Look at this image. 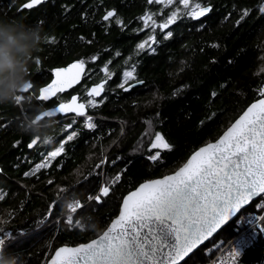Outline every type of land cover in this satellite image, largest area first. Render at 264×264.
<instances>
[{
    "label": "trees",
    "instance_id": "trees-1",
    "mask_svg": "<svg viewBox=\"0 0 264 264\" xmlns=\"http://www.w3.org/2000/svg\"><path fill=\"white\" fill-rule=\"evenodd\" d=\"M262 1L206 0L212 4L206 17L178 20L170 27L173 36L168 40H163V33L157 29L160 43L152 46L155 51L145 49L137 54L136 44L151 32L135 33L129 19L136 21L150 8L157 12L147 0H45L22 11L19 9L25 0H0V20L9 26L8 31L21 47L31 43L30 26L40 31L42 40L32 54L27 75L35 85L51 75L53 67L75 59H84L95 71L111 60L109 70L116 75L128 64H135L136 79L142 81L130 91H119L120 95L108 93L106 101L88 112L95 115V129L84 128V119H78L81 129L74 128L77 139L68 146L75 142L79 146L71 159L67 153L62 154L70 161L56 173L59 180L51 185L46 182L48 176L36 179L24 175L34 155L29 154V160L24 157L31 152L26 141L32 135L21 129L39 110L37 101L24 98L18 102L16 95L15 103L0 105V188L7 194L0 207L3 212L15 213V227L11 226L15 230L9 232L13 238L0 254V264H46L58 246H75L97 237L117 215L128 191L144 180L175 171L200 146L217 140L261 97L258 89L264 86V14L258 9ZM109 7L125 18L129 26L126 30L118 29L116 23L107 29L101 18ZM169 10L171 6L164 9L165 16ZM242 10L249 13L243 19ZM162 18L156 16L158 22ZM139 28L143 24L139 23ZM93 56L98 59L92 61ZM98 73L103 76L101 71ZM65 125L61 121L54 126L55 133L60 131L59 140L65 138ZM150 126L153 130L148 137ZM155 132L164 135L172 147L152 161L149 156L155 150L150 144L146 148V144ZM144 134L148 138L145 146ZM102 159H107L105 165L100 163ZM108 160H115L114 165L110 166ZM97 165L99 169L94 170ZM105 169L121 172V181L113 184L100 202L91 200L89 197L100 195V187L106 182L102 177ZM74 199L83 207L77 208L69 224L68 201ZM257 202L254 200L241 213L255 211ZM38 218L51 221L52 227L38 226ZM237 218L202 245L189 264H207L217 246L241 229L236 225L241 217ZM218 238L221 241L216 244ZM240 261L264 264V232H258Z\"/></svg>",
    "mask_w": 264,
    "mask_h": 264
},
{
    "label": "snow or ice",
    "instance_id": "snow-or-ice-1",
    "mask_svg": "<svg viewBox=\"0 0 264 264\" xmlns=\"http://www.w3.org/2000/svg\"><path fill=\"white\" fill-rule=\"evenodd\" d=\"M147 2L171 6L172 10L165 16L161 9L159 15L163 18L160 22L157 21L158 13L155 12L145 13L141 17L143 28L140 31L149 29L151 34L136 45L137 54L146 48L155 51L152 46L160 43L156 35L157 29L163 33L162 39L168 40L173 36L169 29L178 20L183 17L199 20L212 11L206 0ZM42 3L43 0H25L19 10L32 9ZM178 5H182V8ZM258 10L264 14V5ZM248 14V10H242L241 18ZM110 18H115L117 25L123 24L114 10L103 16L105 21ZM116 55L119 56L120 53L117 52ZM97 59V56L91 57L92 61ZM111 63L109 60L103 66L104 79L93 83L91 87L85 86L86 95L73 94L68 99L62 98L60 94L80 84L88 75L85 70L86 61L78 59L67 67L52 69L53 78L39 88L35 99L49 102L55 98L58 103L42 112L38 119L56 114H74L73 119L65 125V138L58 146L43 154L41 161L35 164L31 172H25V176L35 175L50 167L53 161L62 156L67 143L78 135L74 130L77 118H84V128H96L94 117L88 115V111L103 103L106 85L115 75L109 70ZM125 63L128 64V61ZM135 74V64H128L122 71V82L117 87L128 91L133 87L130 81L142 83L136 79ZM32 88L33 84L27 82L22 91ZM258 91L261 98L249 105L215 142H209L194 151L171 174L146 180L134 190L128 191L122 197L118 215L102 233L87 243L56 248L50 264H189L200 251L198 246L201 242L216 233L237 213H241L254 199L259 198L260 202L255 207L264 212V86ZM97 98L101 99L98 101ZM22 99L23 97H18V102ZM39 142L40 138H33L27 146L34 148ZM150 147L155 153L149 159L157 161L162 152L170 150L172 146L164 135L156 132L154 140L150 141ZM100 163H105V160L102 159ZM121 176L122 173H117L100 187V195L89 199L100 202L102 197L109 195L112 185L118 183ZM60 191L66 192L68 189ZM0 199H3L2 194ZM78 205L79 202L74 200L68 208L76 211ZM54 206L55 202L50 205L49 215ZM79 207L82 208L83 205ZM68 220L71 223V215ZM258 221L264 225V215H260ZM260 230L264 232V227ZM12 238L11 233L0 230V254ZM240 255L239 247H234L228 254L229 264H235Z\"/></svg>",
    "mask_w": 264,
    "mask_h": 264
},
{
    "label": "flooded vegetation",
    "instance_id": "flooded-vegetation-1",
    "mask_svg": "<svg viewBox=\"0 0 264 264\" xmlns=\"http://www.w3.org/2000/svg\"><path fill=\"white\" fill-rule=\"evenodd\" d=\"M152 5V7H154V9H158L157 10V12H155V13H158V15L157 16H159V11L161 10V9H165L166 8V6H163V5H161V4H158V3H152L151 4ZM212 5V4H211ZM110 10H114L115 11V13H116V16L117 17H119L122 21H123V24L122 25H117L116 24V26L118 27V29H120L121 30V28L124 30H126V27H129V26H127L126 25V23L124 22V20H125V18L123 17V16H120V14H118L117 13V11H116V9L115 8H108V9H106L103 13H102V18H101V20H102V22H104L105 23V26H107V29H109L112 25H113V23H115V18H110L108 21H105V20H103V16L108 12V11H110ZM149 12H152L151 11V8H150V10H149ZM191 19V18H190ZM130 21H129V23L131 24V30H133V31H135V33H137V32H142V31H140V28H139V19L137 20V18H136V21L134 20V19H129ZM192 20V19H191ZM141 26V25H140ZM139 28V29H138ZM138 29V30H137ZM110 30V29H109ZM109 30L106 32V34L107 33H109ZM157 35V34H156ZM157 37H158V35H157ZM140 42V41H139ZM137 44H139V43H137ZM136 44V45H137ZM73 61H76V59L75 60H73ZM73 61H70V62H73ZM69 62V63H70ZM69 63H67V64H65V65H63V66H66V65H68ZM57 67H62V66H57ZM53 68H56V67H53ZM52 68V69H53ZM102 69H103V67L102 68H100L98 71H95V69L93 68V69H91L90 68V66H87V64H86V72L88 73V75L87 76H85L82 80H81V83L80 84H77V85H75L73 88H71V89H68L65 93H63V94H60L61 95V97L62 98H64V99H68V98H70V96L71 95H73V94H80L81 96H84V95H86V93H85V91H84V89H85V86H88V87H91L92 86V84L93 83H98L101 79H104V77H105V74H104V72L102 71ZM99 71H101L102 73H103V76L102 75H100L98 72ZM123 71V70H122ZM50 74L51 75H48L47 77H46V79L42 82V83H40V84H38V85H35V83L31 80V78L30 77H28L27 78V82H31L32 84H33V88L31 89V90H29V91H21L20 93H19V95L21 96V97H23V99H22V101L24 100V98H26V100H28V99H30V98H33V100H35V101H37V103H38V107H39V110L38 111H36L35 112V114L32 116V118H31V121H30V123L28 124V126L29 127H32L33 129H34V131H35V137L34 136H31L27 141H26V145H28V143L31 141V139H33V138H40V142L38 143V145L36 146V147H34V148H29L28 146H26V148L28 149V150H30L31 152H28V154H26V156H24L27 160H29V159H31L32 158V155H34L33 156V158L31 159V163H30V167H29V169L26 171L25 170V172H31L33 169H34V166H35V164L36 163H39L40 161H41V157L43 156V154H45L47 151H50V150H52L54 147H56V146H58V143L62 140V139H60L59 140V137H60V131L58 132V133H55L54 131H53V129L55 128L54 126H56V124L57 123H60L61 121H65V123L67 124V123H69V122H71V120L73 119V115L74 114H69V115H66V116H62V115H57V116H51V117H45V118H42V119H39V121L38 122H36V119H38V116L42 113V112H44V111H47V110H49L51 107H54V106H56V104L58 103V101L55 99V98H52V100H50L49 102H42V101H38L37 99H35V97L39 94V88L40 87H42L44 84H46V83H48V82H50V80L53 78V76H52V70L50 69ZM92 75V78L90 79L89 77ZM50 76V77H49ZM49 77V78H48ZM121 77H122V72H121V74H115L114 76H113V78L111 79V81H108V84L106 85V91L103 93V102L104 101H106L107 99H108V93H111V94H119L120 95V93H119V91H121L122 93H124L123 92V90L122 89H120V88H118L117 87V84H119L120 82H122V79H121ZM89 78V79H88ZM85 80H87V81H89V84L88 83H86L85 82ZM115 81V86L113 85L114 83H111L112 81ZM113 81V82H114ZM135 81H132V82H130V83H134ZM137 86V85H136ZM126 87H127V85H126ZM135 86H133L132 88H134ZM132 88H130L128 91H130ZM18 97V96H17ZM101 98H97V100L99 101ZM93 109H89V111L88 112H90V111H92ZM91 116H93L94 117V122L96 123V120H95V115L94 114H92ZM78 119H83V118H77V121H78ZM81 126H82V124L81 125H78V122H77V124L76 125H74V128L75 129H78V128H80L81 129ZM46 128H49L48 130H50L51 132H48V130H45ZM40 129H42L43 130V132H41V133H39V130ZM45 130V131H44ZM91 130H93V129H91ZM80 136H81V134H80ZM76 139H77V137L76 138H74V141H76ZM45 140H47L48 142L47 143H45L44 141ZM81 140H79V142H80ZM72 142V141H71ZM71 142H68L67 143V145H66V149H65V152L64 153H67L68 155H69V159H71V154L73 155V150H75L76 149V147L77 146H79L78 145V143L77 142H75L74 144H71V145H69L68 146V144H70ZM71 150H72V152H71ZM63 153V154H64ZM29 154H32V155H29ZM75 155H76V153H75ZM30 157V158H29ZM75 157V156H74ZM37 158V159H36ZM119 160V159H118ZM117 160V161H118ZM68 161H70V160H65V158H64V156L62 155L61 157H58L57 158V160L56 161H53L52 162V164H51V166L50 167H48V168H46V169H42V170H40L39 172H36V174L35 175H28V176H25V177H27V178H30V177H36V179L37 178H41V177H43V176H48L47 178H46V182L49 184V181H52V183L51 184H55V182H57L59 179L58 178H56L57 177V175H56V173L58 172V171H60V169H62V167H64L65 168V166L66 165H68ZM77 161H78V157H77V159H75V161H74V163H77ZM112 161H115V160H112ZM112 161L110 162V166H113L114 165V163H112ZM99 168L97 167V166H95L94 167V170H98ZM108 170V169H107ZM106 169H105V172L103 171V175L104 176H102V177H104V180L105 181H108V180H110L111 178H113L117 173H121V172H116V173H111V172H108ZM2 171V168H1V166H0V172ZM24 172V173H25ZM53 174V175H52ZM52 175V176H51ZM121 181V180H120ZM119 181V182H120ZM118 182V183H119ZM50 184V185H51ZM0 194H2L3 195V199L7 196V194H6V191L4 190V189H1L0 188ZM3 199H0V206L2 205V202H3ZM75 201H77V202H79V200H77V199H74ZM74 200H69L68 202H69V204L71 203V202H73ZM77 208L79 209L80 207H78L77 206ZM0 210L2 211V208L0 207ZM75 212V211H74ZM73 211H70L69 213H68V216L69 215H71L72 216V219L74 218V215H75V213H74ZM4 214H6L7 215V219H5V220H3V221H1L0 220V226H2V227H0V230H3L4 232H11V231H14L15 229H12L11 228V226H14L15 227V225L13 224V219H14V216H15V213H13L12 211L9 213V212H3L2 211V214H0V219L1 218H3V215ZM38 222H40V223H38L39 225L38 226H44V228H46V227H52V224L50 223L51 221H49V220H42V219H40V218H38ZM69 224H70V222H69V220L67 221ZM72 222V221H71ZM19 229H16V231H18Z\"/></svg>",
    "mask_w": 264,
    "mask_h": 264
},
{
    "label": "clouds",
    "instance_id": "clouds-1",
    "mask_svg": "<svg viewBox=\"0 0 264 264\" xmlns=\"http://www.w3.org/2000/svg\"><path fill=\"white\" fill-rule=\"evenodd\" d=\"M8 28L9 26L0 20V105L15 103L16 95H19L27 83L28 65L32 54L42 40L39 29L30 26L31 43L21 47ZM21 130L35 137L32 127L24 125Z\"/></svg>",
    "mask_w": 264,
    "mask_h": 264
},
{
    "label": "bare ground",
    "instance_id": "bare-ground-1",
    "mask_svg": "<svg viewBox=\"0 0 264 264\" xmlns=\"http://www.w3.org/2000/svg\"><path fill=\"white\" fill-rule=\"evenodd\" d=\"M45 1V0H44ZM43 1V2H44ZM24 4V3H23ZM209 14V13H208ZM74 62V61H73ZM73 62H70L69 64H71V63H73ZM68 64V65H69ZM68 65H66V66H62V67H67ZM139 84H141V83H136V82H134L133 83V86H136V85H139ZM261 98V97H260ZM252 104V103H251ZM57 115H59V114H56V115H54V116H57ZM60 115H62V116H64L63 114H60ZM53 117V116H52ZM39 121V119H37V122ZM216 141V140H215ZM215 141H213V142H215ZM256 199H258V198H256ZM256 199H254V200H256ZM249 206V205H248ZM248 206H246V207H248ZM245 207V208H246ZM249 214H251L252 216H253V218H254V223L253 222H251L250 223V221H252V218H248L247 219V216L249 215ZM247 213V216H246V218H245V221H244V223H243V225L241 226V229L239 230V232L237 233V235L236 236H234L232 239H230V240H228L226 243H224V244H222V246L220 247L224 252H226V253H223V252H219V253H217V254H214L213 256H212V258L208 261V263L207 264H229V259H228V254H229V252L234 248V247H238V243L239 244H241L242 246L241 247H239V249H240V251H241V254H242V252L246 249V248H248V247H250V246H252V244H253V242H254V239L256 238V235L258 234V232L260 231V229H261V227H262V224L258 221V217L260 216V215H264V212H261V210L259 209V212L257 211V210H255V211H253V212H251V213ZM239 215V213H237V215L233 218V219H235L237 216ZM233 219H231L230 221H232ZM230 221H228L224 226H226ZM258 225H261L260 227H259V229H256L257 228V226ZM223 226V227H224ZM222 227V228H223ZM221 228V229H222ZM220 229V230H221ZM219 230V231H220ZM255 230L257 231V233L255 232ZM218 231V232H219ZM217 232V233H218ZM243 232H246V233H249L248 235H243ZM216 233V234H217ZM215 234V235H216ZM215 235H213V236H211V238L212 237H214ZM248 246V247H247ZM219 248V249H220ZM218 249V250H219ZM54 254V253H53ZM52 254V255H53ZM241 256V255H240ZM240 256L238 257V259L235 261V264H243V263H241V261H240ZM221 258V261H219L218 260V258ZM51 258V257H50ZM49 258V259H50ZM48 262V261H47Z\"/></svg>",
    "mask_w": 264,
    "mask_h": 264
},
{
    "label": "rangeland",
    "instance_id": "rangeland-1",
    "mask_svg": "<svg viewBox=\"0 0 264 264\" xmlns=\"http://www.w3.org/2000/svg\"><path fill=\"white\" fill-rule=\"evenodd\" d=\"M208 4H209V3H208ZM262 5H264V0H263V1L261 2V4L259 5V8H260ZM163 6H165V5H163ZM163 10H164V9H163ZM170 11H171V10H169L168 12H170ZM146 13H149V11L146 12ZM143 14H144V13H143ZM143 14L137 18V20L139 19V23H140V25L143 24V21L141 20V17L143 16ZM183 18H187V17H183ZM146 30H149V29H144V31H146ZM143 40H144V39H143ZM143 40H142V41H143ZM142 41L140 40V42H142ZM140 42H139V43H140ZM153 46H154V45H153ZM146 49H147V48H146ZM122 68H123V66H122ZM122 70H123V69H122ZM122 70H121V71H122ZM133 81H134V80H133ZM130 82H132V81H130ZM17 96L20 97V95H17ZM83 119H84V118H83ZM36 122H37V119H36ZM84 122H85V120H84ZM150 128H152V129H151L150 131H148V133H147L148 137H151L149 133L152 132V130H153V127H152V126H150ZM155 133H156V132H155ZM143 137H144L143 140H144L145 142L142 144V139H140L139 142H140V144H142V145L145 146V144L147 143V139H148V138H147V136H145V134L143 135ZM143 137H142V138H143ZM153 140H154V138H153ZM150 141H152V140H150ZM148 144H150V142L146 144V148H147ZM205 144H207V142H206ZM106 161H107V159L105 160V163H106ZM105 163H103V164L105 165ZM108 163H109V160H108ZM109 165H111V164L109 163ZM109 165H108V166H109ZM178 168H179V167H178ZM178 168H177V169H178ZM168 173H169V172H167V173H165V174H168ZM170 173H171V172H170ZM165 174H164V175H165ZM161 176H162V175H161ZM151 179H152V178H151ZM103 185H104V184H103ZM103 185H101V186H103ZM99 192H100V191H99ZM257 201L260 202L259 199H257ZM258 202H257V203H258ZM71 203H73V202H71ZM68 205H69V203H68ZM246 208H247V207H246ZM255 210H257V211L259 212V209H258V208H256ZM70 211H71V210H70ZM70 211H69V212H70ZM242 211L244 212V210H242ZM73 212H74V211H73ZM74 213H75V212H74ZM249 213H251V211L248 212V214H249ZM117 215H118V213H117ZM246 216H247V213H243V214H242V213H239V215H238L237 217H241V218H240L239 220H237V224H236V225L238 226V228H239V226L241 227V226L243 225ZM237 217H236L235 219H238ZM251 217L253 218V216H252L251 214H249V215L247 216V219H248V218H251ZM7 218H8L7 215L4 214V215H3V218H1L0 220L3 221V220H5V219H7ZM110 222H111V221H110ZM110 222L108 223V225L110 224ZM108 225H107V226H108ZM107 226L104 228V230L107 228ZM260 226H261V225H258L256 229H259ZM0 227H2V226H0ZM104 230H103V231H104ZM103 231H102V232H103ZM102 232H101V233H102ZM255 232L257 233L256 230H255ZM243 235H248V234H247L246 232H243ZM93 239H94V238H93ZM211 240H213V239H210V240H208L207 242H209V241H211ZM216 241H218V242H216ZM220 241H221V238H218V239L215 240L214 242H215L216 244H218V243H220ZM207 242H206V243H207ZM226 242H227V241H226ZM226 242H224V243H226ZM81 243H85V242H81ZM224 243H222V244H224ZM78 244H79V243H78ZM65 245L73 246V245H69V244H64V245H61V246H65ZM76 245H77V244H76ZM61 246H58L57 248H59V247H61ZM221 246H222V245H218V246H217V250H216V252H215L214 254H217V253L223 251V250L220 248ZM247 247H248V246H247ZM219 248H220V249H219ZM218 249H219V250H218ZM220 261H221V260H220Z\"/></svg>",
    "mask_w": 264,
    "mask_h": 264
},
{
    "label": "water",
    "instance_id": "water-1",
    "mask_svg": "<svg viewBox=\"0 0 264 264\" xmlns=\"http://www.w3.org/2000/svg\"><path fill=\"white\" fill-rule=\"evenodd\" d=\"M43 1H44V0H43ZM35 7H37V6H35ZM21 91H22V90H21ZM254 102H255V101H254ZM250 105H251V104H250ZM64 116H66V115H64ZM235 120H236V119H235ZM234 122H235V121H234ZM234 122H233V123H234ZM226 130H227V128L225 129V131H226ZM225 131H224V132H225ZM224 132H223V133H224ZM223 133H222V134H223ZM204 145H205V144H204ZM204 145H202V146H204ZM202 146H200V147H202ZM200 147H199V148H200ZM199 148H198V149H199ZM198 149H196V150H198ZM196 150H195V151H196ZM190 156H191V155H190ZM190 156H189V157H190ZM189 157H188V158H189ZM186 161H187V160H186ZM186 161H185V162H186ZM182 165H183V164H182ZM182 165H181V166H182ZM176 170H177V169H176ZM171 173H172V172H171ZM171 173H168V174H165V175H169V174H171ZM163 176H164V175H163ZM163 176L155 177V178H152V179H158V178H161V177H163ZM147 180H150V179H147ZM144 181H146V180H144ZM144 181H143V182H144ZM143 182H141V183H143ZM138 186H139V185H138ZM138 186H137V187H138ZM133 190H134V189H133ZM125 195H127V194H125ZM125 195H124V196H125ZM233 218H234V217H232L231 219H233ZM231 219H230V220H231ZM230 220H229V221H230ZM227 222H228V221H227ZM227 222H226V223H227ZM226 223H225V224H226ZM225 224H224V225H225ZM224 225H222L221 228H222ZM221 228H220V229H221ZM220 229H218L217 232H218ZM217 232H216V233H217ZM216 233H213V235H215ZM213 235H212V236H213ZM95 238H96V237H95ZM210 239H211V236L208 237L206 240L202 241V242H201V245H199L198 247L200 248L202 245H204V244H205L208 240H210ZM85 243H87V242H85ZM67 246H68V245H67ZM61 247H62V246H61ZM69 247H73V246H69ZM46 264H50V259L48 260V262H47Z\"/></svg>",
    "mask_w": 264,
    "mask_h": 264
},
{
    "label": "built area",
    "instance_id": "built-area-1",
    "mask_svg": "<svg viewBox=\"0 0 264 264\" xmlns=\"http://www.w3.org/2000/svg\"><path fill=\"white\" fill-rule=\"evenodd\" d=\"M251 218H252V217H251ZM252 222L254 223V218H252ZM247 234H249V233H247ZM241 246H242V245L238 243V247H241ZM222 252H223V253H226V252H224V251H222ZM218 260L220 261L221 258L219 257Z\"/></svg>",
    "mask_w": 264,
    "mask_h": 264
}]
</instances>
